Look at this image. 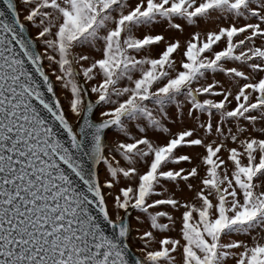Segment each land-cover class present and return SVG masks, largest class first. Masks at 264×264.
<instances>
[{
  "label": "snow or ice",
  "instance_id": "6c2138e0",
  "mask_svg": "<svg viewBox=\"0 0 264 264\" xmlns=\"http://www.w3.org/2000/svg\"><path fill=\"white\" fill-rule=\"evenodd\" d=\"M0 4V264H264V0Z\"/></svg>",
  "mask_w": 264,
  "mask_h": 264
},
{
  "label": "rangeland",
  "instance_id": "374dc122",
  "mask_svg": "<svg viewBox=\"0 0 264 264\" xmlns=\"http://www.w3.org/2000/svg\"><path fill=\"white\" fill-rule=\"evenodd\" d=\"M23 14V13H22ZM34 31V30H33ZM53 79H54V77H53ZM59 95H60V98H61V100H62V103H64L65 104V108L67 109V103H66V101H65V97H64V94L63 93H58ZM69 118L71 119V120H75V117H73V116H71V114H69ZM174 131H176V130H178L177 128H174L173 129ZM115 134L114 133H109V139L111 140L112 138H113V136H114ZM101 173H102V175H101V179L103 180L104 179V175H103V169L101 168ZM110 207H111V203H110ZM132 226H133V229H135L136 227H137V224H136V221L135 220H133L132 221ZM142 229H146L147 227H148V225H147V223H145L144 225H142V226H140ZM133 235H135V232L133 233Z\"/></svg>",
  "mask_w": 264,
  "mask_h": 264
},
{
  "label": "water",
  "instance_id": "95a60500",
  "mask_svg": "<svg viewBox=\"0 0 264 264\" xmlns=\"http://www.w3.org/2000/svg\"><path fill=\"white\" fill-rule=\"evenodd\" d=\"M0 6H2V4H0Z\"/></svg>",
  "mask_w": 264,
  "mask_h": 264
}]
</instances>
